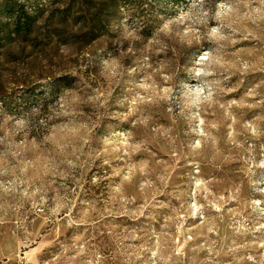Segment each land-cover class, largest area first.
<instances>
[{"label":"clouds","instance_id":"clouds-1","mask_svg":"<svg viewBox=\"0 0 264 264\" xmlns=\"http://www.w3.org/2000/svg\"><path fill=\"white\" fill-rule=\"evenodd\" d=\"M210 21L218 23L210 26ZM259 21H264V0H220L215 11L205 8L204 0H194L187 10H181L167 20L158 35L177 39L188 46L200 44L204 38L235 44L237 41L232 34L243 30L246 35L242 39L255 36L248 24ZM224 28L231 29V34L224 32ZM124 38H137L135 29H125ZM153 42L161 43L159 39L150 41V44ZM101 51L103 49H97L95 44L79 52L61 46L58 57L65 61V66L55 71L54 75L78 77L74 86L65 87L46 111L41 106H34L21 113L0 117V144L6 146V150L0 152V210L3 211L0 217V227L3 228L0 231V264H264V222H253L250 219L252 213L248 210L255 204L264 203V198L254 201L253 205L242 202L243 181L231 178L234 172L246 177L253 166L264 168V144L260 145L259 151L252 143L244 148L248 139L246 136L244 141L230 139L222 149L212 132L203 130L209 110L218 106L224 109L225 116L232 119L230 138L234 134L249 132L253 141L264 137V117L242 125L243 132H235L233 125L237 120L228 109L236 101L225 105L218 99L219 93L233 89L221 88L220 81L213 78L222 68L246 72L254 66L239 59L225 60L206 50L188 67L190 79L177 83L175 74L164 75L167 86L162 92L156 91L154 82L149 83L150 88L145 92L147 95L137 93L127 112L114 113L121 120H127L140 111L138 105L153 100L175 102L181 116L185 111L195 110L200 121V138L187 145L170 139L165 151L171 163L156 161V164L163 163L165 166L164 174H161L148 161L127 162L134 154L148 150L144 141L132 142L131 132L115 131L104 137L98 148L85 150V145L89 144L100 126L99 119L90 126L81 124L72 128H69L71 120L69 123H56L81 114L84 105L97 108L106 105L111 89L105 92L92 88L83 70L95 60L100 76L111 82L118 81L123 65L118 56L111 53L106 57L100 56ZM52 79L53 76L46 77V80ZM151 79L149 75L138 87L143 89ZM132 123L134 126L146 124L147 119L137 115ZM40 127L47 128L49 134L44 135L38 144L32 133ZM211 127L217 126L213 124ZM70 130L80 137L79 148L68 139ZM48 142L56 145L58 151L55 156L38 152L40 144ZM101 159L102 165L109 166L114 160L126 161L113 167L110 173L111 177H119V180L109 186L102 208H98L95 201H82L87 207L74 215L79 192L76 188L68 189L63 181L73 180L82 190L84 174ZM63 165H67V169ZM77 168L82 170L79 178L73 175ZM178 168L186 171L181 174V182L175 184L167 195L174 196L179 206L171 208L159 231L136 225L135 222L142 217L154 220L155 209L168 207L157 201V197L165 194L172 174ZM150 174H155V180L147 178ZM138 177L146 178L138 181ZM57 178L61 180L59 186H56ZM106 178L94 176L92 184ZM157 182L162 186H158ZM49 190L54 192L55 206L50 209L45 223L54 221L55 227L43 234L38 230L29 231L18 214L29 201L33 209L38 204H44ZM197 216L200 217L199 223L187 229L183 227L189 218ZM106 217H124L126 221L100 228V222ZM82 225L84 230L72 235L70 240L60 239L62 226L66 230ZM90 228L93 229L91 233ZM21 229L22 235L18 234ZM256 233L260 235H254Z\"/></svg>","mask_w":264,"mask_h":264},{"label":"rangeland","instance_id":"rangeland-1","mask_svg":"<svg viewBox=\"0 0 264 264\" xmlns=\"http://www.w3.org/2000/svg\"><path fill=\"white\" fill-rule=\"evenodd\" d=\"M12 3L18 4L23 2L29 10L42 8L45 10L44 18H46L49 10L52 8L53 0H9ZM8 0H0V22L7 23L12 28L13 16L9 12L4 11V6ZM194 0H139L126 4H122L119 15H112L106 26L103 34L89 44L79 43H62L56 37H48L47 33L41 29L35 31L34 37L30 40L23 41L20 38L13 36L10 41H7L1 50L0 54V117L4 114L21 113L34 106H41L45 111L49 104L54 103L58 95L62 93L65 87L74 86V82L78 77H72L70 74L54 75L57 70H62L65 66V61L58 57L61 46L71 47L76 51H82L89 45L95 44L97 49H103L100 56L106 57L109 53L120 58L123 65V73L118 81H108L100 76L96 63L93 61L87 68L83 70V75L92 85V88H99L107 92L111 89V96L108 98L106 105L103 108H97L91 105L82 106V113L74 118H64L56 123H69V128L77 127L81 124L91 125L92 122L99 119L100 126L95 130L88 145H85V150L89 147L98 148L101 140L110 136L115 131L131 132L133 135V143L145 142L147 151H141L134 154L127 162L138 163L148 161L150 166L155 167L156 172L164 174V164H156V161H167L171 163L170 157L165 149L168 148L169 140H174L185 145L195 142L201 136V128L199 117L195 110L185 111L181 116L175 102L165 103L163 101H146L138 105L140 111L127 120H121L114 113L127 112L131 100L140 93H145L151 83L156 84V91L162 92L167 86L163 79L164 75L175 74L174 80L179 83L190 79L187 73L188 67L194 62L197 56L206 50H211L217 55L222 56L225 60H241L247 61L254 66L246 72H240L231 68L220 69L214 79L220 81V87L224 89H233V91L222 92L218 94L220 103L227 105L231 101H236L228 111L232 116H235L237 123L233 125L236 133L244 131L242 125L248 122L255 121L258 117H264V21H259L257 24H248L255 32V36H249L247 39H242L246 33L240 32L232 34V38L237 42L231 44L227 41L214 42L207 38L201 40L200 44L188 46L179 43L177 39L158 35L159 29L163 24L177 15L181 10H187ZM220 0H204V7L211 8L215 11L216 4ZM230 2V0H224ZM40 20V22L43 21ZM217 21H210V26H215ZM125 29H135L137 38H124ZM224 32L231 34V29L224 28ZM159 39L161 43H151ZM157 49H163L157 51ZM77 62V61H74ZM150 65V67L148 66ZM135 69V71H129ZM151 75L152 79L148 80L143 89L139 88L142 82ZM53 76L52 80H46V77ZM70 77L65 80H71V85H64L62 77ZM44 81V82H41ZM61 81H63L61 83ZM150 83V84H149ZM23 85V87H21ZM90 91V90H89ZM251 93V94H250ZM137 115H142L147 119L146 124L133 125L132 121L137 118ZM175 121V123H174ZM215 124L217 127L212 128ZM232 124V119L225 116L224 109L215 106L210 109L206 115V124L204 131H211L218 139L219 146L223 149L226 147V142L231 140L244 141L246 136L247 142L244 148L248 147L249 143L255 145L257 151L261 144H264V137L259 140H251V133L245 135L234 134L231 138L229 133L233 129L229 128ZM264 124V122H262ZM83 130H81V133ZM48 129L40 127L35 130L32 135L36 137L39 144L44 135H47ZM2 135V133H0ZM68 139L73 142V146L79 148L81 139L77 133L70 130ZM77 135V136H76ZM6 150L4 144H0V152ZM71 148H69V151ZM58 149L51 142L40 144L38 152L40 154L55 156ZM242 151V150H241ZM29 155H32L29 153ZM74 159V157H73ZM126 163L124 160H114L109 165H102V159L97 160L92 168L84 174L83 189L76 186L73 180H65L68 189L76 188L79 192L77 199V207L74 211H80L87 207L86 202H96L98 208L103 207V198L106 197L109 186L116 183L119 177H111L110 173L113 167H118ZM67 169V165H63ZM81 169L77 168L73 171V175L79 178ZM185 169L178 168L172 174L169 182V187L165 189V194L158 196L157 201L167 204L168 207H162L154 210L155 219L135 222L136 225L155 228L157 231L164 224L165 217L169 214L172 207H178L179 201L174 196L167 195L175 184L181 182V174ZM107 177L101 179L98 184H92L93 177ZM146 177H138V181L144 180ZM155 180V174H150L149 177ZM231 178L237 182L243 181L242 202L246 201L249 205L253 202L264 198V168L253 166L245 177L242 173L234 172ZM61 180L57 178L56 186H59ZM158 183V186H162ZM249 184L251 186H249ZM63 192L64 190L61 189ZM41 195H44L41 193ZM69 195H72L69 192ZM54 192H47V199L44 204H38L37 208H32V202L25 204L20 210L18 218L23 222V225L29 231H39L41 234L48 232L55 227L54 221L45 223V218L49 216L50 209L55 206L53 199ZM39 197H37V200ZM252 215L250 219L253 222H264V203L255 204L248 209ZM11 215V212L9 213ZM62 215V213H61ZM3 216V211L0 210V217ZM200 217L195 219L189 218L183 225L185 229L199 223ZM126 221L124 217H106L100 222L99 227L105 225H120ZM64 221L61 222L63 225ZM129 224L132 222L128 221ZM43 225V227H42ZM85 226H73L72 228L64 229L61 227V240H70L72 235L83 231ZM0 231L3 228L0 227ZM93 229H89L91 233ZM264 231V230H262ZM22 235V229L20 233ZM259 236L260 233L254 234ZM39 239V237H37ZM132 243V241H125ZM220 260L221 258H217ZM254 264V262H247Z\"/></svg>","mask_w":264,"mask_h":264},{"label":"trees","instance_id":"trees-1","mask_svg":"<svg viewBox=\"0 0 264 264\" xmlns=\"http://www.w3.org/2000/svg\"><path fill=\"white\" fill-rule=\"evenodd\" d=\"M133 1L139 0H53L52 8L43 19L44 9L29 10L23 2L16 4L8 0L4 11L14 21L12 28L0 22V54L13 36L26 41L41 29L46 36L56 37L62 43L89 44L103 34L112 15H119L122 4ZM68 78L65 76L62 80ZM70 81L65 80L63 84L69 86Z\"/></svg>","mask_w":264,"mask_h":264}]
</instances>
